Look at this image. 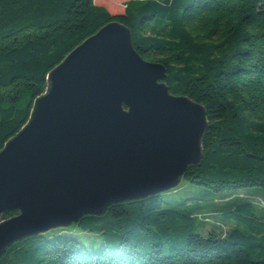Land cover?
<instances>
[{
	"label": "trees",
	"instance_id": "trees-1",
	"mask_svg": "<svg viewBox=\"0 0 264 264\" xmlns=\"http://www.w3.org/2000/svg\"><path fill=\"white\" fill-rule=\"evenodd\" d=\"M122 8L116 14L94 0H0V150L27 121L48 72L116 21L144 61L164 66L168 93L205 109L202 160L180 180L213 192L258 187L264 194V0H126ZM159 193L72 222L98 236L97 247L44 231L9 244L0 264H264L260 196L220 210L233 224L216 232L197 215L162 209ZM17 214L8 210L3 219Z\"/></svg>",
	"mask_w": 264,
	"mask_h": 264
},
{
	"label": "water",
	"instance_id": "water-1",
	"mask_svg": "<svg viewBox=\"0 0 264 264\" xmlns=\"http://www.w3.org/2000/svg\"><path fill=\"white\" fill-rule=\"evenodd\" d=\"M110 21L46 76L27 121L0 150V256L22 237L65 228L106 205L178 186L203 157L207 118L171 95ZM18 211L3 219L6 211Z\"/></svg>",
	"mask_w": 264,
	"mask_h": 264
},
{
	"label": "rangeland",
	"instance_id": "rangeland-1",
	"mask_svg": "<svg viewBox=\"0 0 264 264\" xmlns=\"http://www.w3.org/2000/svg\"><path fill=\"white\" fill-rule=\"evenodd\" d=\"M125 1L126 0H94V3L103 5V7L111 13L121 14ZM245 195L248 197L258 195L264 200V194L258 187L213 192L205 186H196V184L193 183L189 184L184 181V179H181L178 186L175 188L159 193L162 201V209L169 208L178 212L180 211L185 215H197L201 221L207 222L202 223L205 230L210 229L216 232L218 230H226L228 226L230 227L233 224L232 221L224 222L222 218H220V210H227L228 206L233 202H241ZM260 205V207H264L263 203H260ZM258 210L260 214L264 213V208H259ZM46 234H48L50 238L56 236L62 238L72 236L80 245L84 244L89 248L97 247V243H99L98 236L78 230L74 223L65 228L56 227L55 229H48L46 230Z\"/></svg>",
	"mask_w": 264,
	"mask_h": 264
}]
</instances>
